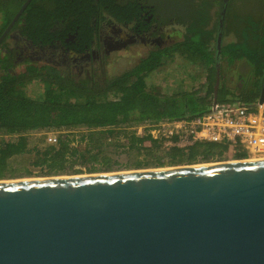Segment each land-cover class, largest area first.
<instances>
[{
    "label": "trees",
    "instance_id": "obj_1",
    "mask_svg": "<svg viewBox=\"0 0 264 264\" xmlns=\"http://www.w3.org/2000/svg\"><path fill=\"white\" fill-rule=\"evenodd\" d=\"M26 0H0V36ZM222 0H31L18 23L30 30V36H46L49 28L66 27L77 33L82 43L92 38L93 20L108 17L118 23L138 22L139 13L148 11L160 23L177 24L176 40L150 51L131 69L103 80L74 81L55 69L29 67L18 75L8 69L12 59L0 52V133L13 136L0 146V180L28 176L31 172L18 159L30 153L27 133L66 131L56 147L35 149L32 165L46 175L72 169L74 165L110 171L111 159L103 156L110 137H122L116 147L142 155L135 168L162 166L161 147L148 136L137 137L126 128L164 118L195 116L212 104L218 83L217 102L250 104L259 98L264 80V0H228L219 52L216 48L219 12ZM141 6L143 8L141 9ZM5 38L0 44L4 49ZM179 56L206 74L199 88L189 92L164 95L149 90L146 78L165 61ZM246 61L245 64L242 62ZM249 70L241 88L228 87L230 70ZM100 78V77H99ZM32 81L42 87V97L32 99L24 89ZM227 147L219 144H195L187 153L177 148L170 152L172 166L193 162L197 157L210 160L221 157ZM164 151V150H163ZM189 153V154H188ZM189 155L185 158V155ZM241 157V156H237ZM101 169V168H100Z\"/></svg>",
    "mask_w": 264,
    "mask_h": 264
},
{
    "label": "water",
    "instance_id": "obj_2",
    "mask_svg": "<svg viewBox=\"0 0 264 264\" xmlns=\"http://www.w3.org/2000/svg\"><path fill=\"white\" fill-rule=\"evenodd\" d=\"M0 264H264V159L0 180Z\"/></svg>",
    "mask_w": 264,
    "mask_h": 264
},
{
    "label": "flooded vegetation",
    "instance_id": "obj_3",
    "mask_svg": "<svg viewBox=\"0 0 264 264\" xmlns=\"http://www.w3.org/2000/svg\"><path fill=\"white\" fill-rule=\"evenodd\" d=\"M139 18L140 21L129 23H118L108 17L96 22L98 19L96 18L92 24V38L87 44L82 43L76 32H66V27L53 26L49 28L46 36L31 37L30 32L36 31L27 28L22 19L21 23H15L6 35L5 48L0 52L12 59V65L8 70L16 75L26 72L29 67L37 69L51 67L61 76L74 81L87 79L96 82L104 79L109 59L126 52L132 46L141 45L148 48V54L150 51L168 46L167 42H173V35L167 33L168 28L173 26L172 23L163 25L157 16L149 14L148 11L140 12ZM35 83L41 84L32 81L29 85ZM161 152L162 166L159 168L213 164L221 159L216 157L206 161L202 157H197L193 162L172 166L168 158L170 152L163 150ZM188 154L185 158L189 156ZM138 157L145 161L142 155Z\"/></svg>",
    "mask_w": 264,
    "mask_h": 264
},
{
    "label": "built area",
    "instance_id": "obj_4",
    "mask_svg": "<svg viewBox=\"0 0 264 264\" xmlns=\"http://www.w3.org/2000/svg\"><path fill=\"white\" fill-rule=\"evenodd\" d=\"M127 130L137 137H150L164 151L177 148L187 153L195 144L208 143L228 148L220 158H235L237 161L264 159V101L258 99L250 104L217 102L200 115L143 122ZM42 132L45 143L53 147L63 134L76 133Z\"/></svg>",
    "mask_w": 264,
    "mask_h": 264
},
{
    "label": "rangeland",
    "instance_id": "obj_5",
    "mask_svg": "<svg viewBox=\"0 0 264 264\" xmlns=\"http://www.w3.org/2000/svg\"><path fill=\"white\" fill-rule=\"evenodd\" d=\"M170 27L171 28H168L167 33L173 35L172 39L174 42L177 37L176 31H180L181 27L177 24H173V26ZM171 42H167L166 45H170L173 43ZM148 50V48H143L141 45H134L126 52H121L113 58H110L109 64H107L106 66L107 75L109 77L117 76L122 72L131 69L139 62L142 57L146 56ZM245 62L246 61L242 63L247 66ZM248 71L249 70H246L244 68L239 69L238 71L235 69L230 70L226 77L227 86L230 88L234 86L241 88L243 80L249 76ZM205 76L206 74L202 68L194 67L183 58L174 56L172 59L165 61L162 67L152 72L146 78V85L149 90H155L164 95H170L177 92H189L193 89L199 88L205 80ZM24 92L27 97L32 99H39L42 97V87L37 83L26 86ZM127 129L128 127L126 128V131L129 132ZM80 135L81 134L76 133L75 136L71 137L78 140ZM27 138L29 142V149L31 150V152L21 156L18 161H23L31 174L28 176H22L20 178L6 179L4 181L88 176L96 174L155 169L151 167H143L141 169L135 168L134 164L136 163V161H140L142 160V158L136 157L134 153L127 152L126 149L116 147L115 144H121V142H123V139L120 136L117 139L115 137H110L109 144L106 145V147L103 149V156L109 157L111 159L110 165L112 169L110 171L107 172L98 165H96L97 170L93 171L88 170L85 167L74 165L72 169H68L63 173L49 176L45 174V171L43 169L34 167L31 162L32 160H34V150L36 148L43 149L48 146L45 143V136L43 132H29L27 133ZM13 139V136H6L0 133V146L4 141ZM229 161L234 162L237 160L235 158H221L214 163H224Z\"/></svg>",
    "mask_w": 264,
    "mask_h": 264
},
{
    "label": "bare ground",
    "instance_id": "obj_6",
    "mask_svg": "<svg viewBox=\"0 0 264 264\" xmlns=\"http://www.w3.org/2000/svg\"><path fill=\"white\" fill-rule=\"evenodd\" d=\"M255 160V159H254ZM230 162V161H229Z\"/></svg>",
    "mask_w": 264,
    "mask_h": 264
}]
</instances>
